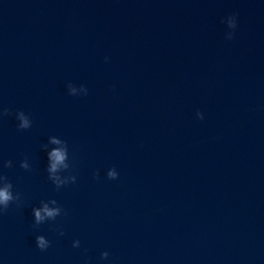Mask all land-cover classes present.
I'll return each instance as SVG.
<instances>
[{
    "label": "water",
    "instance_id": "95a60500",
    "mask_svg": "<svg viewBox=\"0 0 264 264\" xmlns=\"http://www.w3.org/2000/svg\"><path fill=\"white\" fill-rule=\"evenodd\" d=\"M9 182L0 264H264V0H0Z\"/></svg>",
    "mask_w": 264,
    "mask_h": 264
},
{
    "label": "clouds",
    "instance_id": "9594fccd",
    "mask_svg": "<svg viewBox=\"0 0 264 264\" xmlns=\"http://www.w3.org/2000/svg\"><path fill=\"white\" fill-rule=\"evenodd\" d=\"M227 26L229 29L234 30L237 27L236 23V16L232 15L228 17V23ZM228 39L233 38V32H230L227 36ZM107 59V58H106ZM197 115L200 119H203V114L200 112H197ZM21 128H28L29 123L27 120H23V122L20 125ZM52 143L57 144L59 143L58 140L53 139ZM50 158L52 160L51 167L49 168L50 173H55L60 166H63L64 168H67L68 165L64 164V161L66 159V153L64 150L61 149H54L50 153ZM10 166V164H9ZM24 168H27V164L21 165ZM95 178L99 179V173L97 172L95 174ZM107 178L110 180H116L118 179V172L115 170V168H111L107 171ZM54 183L56 184V188L59 189L62 181L59 180L58 177L53 176L52 177ZM73 183L76 181V177H72ZM12 184L9 182L6 184L3 188H0V215H2L9 207V205L15 201L19 200V194L13 195ZM48 203H51L53 205H56V207H49ZM48 203H43V206L41 208H33V215H34V227H38L39 225L45 223L46 221H55L58 216L62 214V208L57 204L56 200H50ZM59 234L62 236L64 235L63 230H59ZM36 246L41 251H46L50 246L51 242L43 235H39L36 237ZM73 247L79 248L80 247V241L75 240L73 241ZM108 252L101 253V258L106 259L108 257Z\"/></svg>",
    "mask_w": 264,
    "mask_h": 264
}]
</instances>
